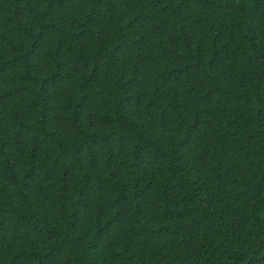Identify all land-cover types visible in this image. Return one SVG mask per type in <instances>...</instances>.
<instances>
[{
    "label": "trees",
    "instance_id": "obj_1",
    "mask_svg": "<svg viewBox=\"0 0 264 264\" xmlns=\"http://www.w3.org/2000/svg\"><path fill=\"white\" fill-rule=\"evenodd\" d=\"M0 264H264V0H0Z\"/></svg>",
    "mask_w": 264,
    "mask_h": 264
}]
</instances>
